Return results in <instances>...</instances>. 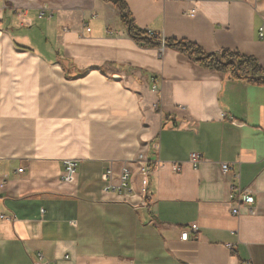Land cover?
<instances>
[{
    "label": "crops",
    "instance_id": "obj_1",
    "mask_svg": "<svg viewBox=\"0 0 264 264\" xmlns=\"http://www.w3.org/2000/svg\"><path fill=\"white\" fill-rule=\"evenodd\" d=\"M123 2L137 32L264 70V0ZM140 155L147 180L106 194V171L117 183ZM65 160L78 164L74 185L61 181ZM234 186L254 198L237 216ZM191 224L198 232L181 240ZM38 256L264 264V85L134 39L104 0H0V264Z\"/></svg>",
    "mask_w": 264,
    "mask_h": 264
},
{
    "label": "built area",
    "instance_id": "obj_2",
    "mask_svg": "<svg viewBox=\"0 0 264 264\" xmlns=\"http://www.w3.org/2000/svg\"><path fill=\"white\" fill-rule=\"evenodd\" d=\"M196 15V9H192L190 16L194 17ZM90 32L89 29H87ZM147 35L150 37H156L157 34L152 32L151 30L146 31ZM189 162L191 163L192 167L196 170L199 168L200 164L202 163V157L200 154L193 153L190 156ZM64 165V173L61 177L62 183L74 185L76 183V176H77V168L78 164L74 160H65L63 162ZM178 170V168H175ZM233 167L230 164H223L222 171L224 173H228L232 171ZM19 173L23 172V169L18 170ZM152 172V166L149 161H147L142 155L137 158L136 167H132L129 164H124L119 173L117 183L114 182V173L113 170L109 169L104 174V181L106 186L104 188V192L106 194H118V195H125L130 196L133 194L134 190L131 186L132 177L135 174H138L143 177L144 180H147L150 173ZM232 201H236V206L232 210V214L237 216L239 214V204H253L254 198L246 193V191H242L240 187L234 186L232 188L231 194ZM236 199V200H235ZM4 218V217H1ZM198 232V225L191 224L184 228L181 232V240L187 241L191 233ZM68 259V257H66ZM43 258L38 256V264L42 263Z\"/></svg>",
    "mask_w": 264,
    "mask_h": 264
},
{
    "label": "trees",
    "instance_id": "obj_3",
    "mask_svg": "<svg viewBox=\"0 0 264 264\" xmlns=\"http://www.w3.org/2000/svg\"><path fill=\"white\" fill-rule=\"evenodd\" d=\"M105 2L116 5L120 11L122 19L129 25L130 32L134 39L143 38L153 47H175L190 57L199 60L200 63L207 67H212L221 71L230 73L234 78L246 81L248 83L264 85V70L259 66L256 59L246 57L240 54L230 52L216 53L206 55L201 52L196 46L188 42H172L169 39H163L160 36L150 37L146 31H135L130 20V14L123 0H104Z\"/></svg>",
    "mask_w": 264,
    "mask_h": 264
}]
</instances>
